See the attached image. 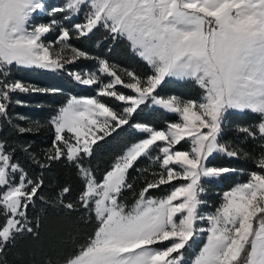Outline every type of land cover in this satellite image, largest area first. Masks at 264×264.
<instances>
[{"label":"snow or ice","instance_id":"obj_1","mask_svg":"<svg viewBox=\"0 0 264 264\" xmlns=\"http://www.w3.org/2000/svg\"><path fill=\"white\" fill-rule=\"evenodd\" d=\"M45 9H50L47 22H38ZM81 15L82 22L73 23ZM99 28L112 40L125 39L149 71L120 74L107 60H98L94 71L68 72L80 85L96 86V96H73L51 118L55 136L44 154L47 163L30 147L23 148L29 155L21 161L17 141L31 128L14 123L24 118L10 116L11 97L45 90L14 80L12 69L65 71L89 58L71 43L73 33L80 38ZM53 31L56 38L49 42ZM169 78L193 81L202 96H158ZM104 97L123 106L117 110ZM149 101L178 119L163 129L137 123L142 138L98 179L85 163L93 146L129 125ZM230 110L258 114L257 125L238 131L264 141V0H64L58 7L45 0H0V257L18 237L35 234L29 210L44 179L30 175L28 162L45 169L64 159L76 169L81 188L65 203L72 190L63 187L60 206L69 213H90L96 226L62 264H182L184 251L202 234L206 241L192 264H264V144L251 157L258 170L224 192L214 212L201 213L203 182L234 171L210 166L214 154L248 155L222 142ZM9 127L13 135L4 134ZM153 152L158 171L129 206L122 201L123 191L133 188L129 172ZM161 186L171 191L153 197L151 190Z\"/></svg>","mask_w":264,"mask_h":264},{"label":"trees","instance_id":"obj_2","mask_svg":"<svg viewBox=\"0 0 264 264\" xmlns=\"http://www.w3.org/2000/svg\"><path fill=\"white\" fill-rule=\"evenodd\" d=\"M63 0H51L47 4H61ZM60 18V17H58ZM81 17L74 19L79 20ZM38 22H47V13ZM50 33L47 40L53 39ZM71 43L88 54L87 59H80L70 65L65 71L51 72L40 69L13 68L12 78L27 85L45 90L37 93L17 92L11 97L9 114L12 117H23V120H14L21 127L31 128V131L17 141L21 145L18 157L24 161L28 153L24 147H30V153L43 163H47L44 154L52 147L55 133L50 124L51 117L57 113L59 107L71 95H93L96 86H83L74 81L68 72L73 70L95 69L99 58L107 60L120 71L133 70L138 74L149 71L148 66L136 56L125 39L112 40L108 33L99 28L91 34L77 38L73 33ZM121 91H127L121 89ZM202 90L191 80L167 79L158 89L157 95H174L180 99H198ZM104 102L119 110L123 105L108 98ZM178 116L161 109L159 106H142L134 115L129 125L106 135L93 146L92 155L86 158V166L94 170L97 178L110 167L115 157L131 142L141 138V134L134 127V122H141L154 128H165L169 122L176 121ZM260 117L251 111L240 112L230 110L223 122L222 142L231 143L242 149L248 155L230 158L224 154H214L210 159V166L229 167L234 171L223 174L214 180L203 182L205 189L202 200L204 205L201 211L212 212L221 201V192L237 182L246 180L249 173L258 170L253 158L258 156L264 141L246 138L238 131L242 127H253L258 124ZM3 127V124H0ZM13 135L11 127L4 133ZM188 144L183 148L187 149ZM156 152L148 157L140 158L135 167L130 170L128 182L133 185L132 190H124L122 201L131 206L136 194L144 186L146 180L153 179L152 174L158 171L154 163ZM30 175L43 176L44 185L39 191L35 203L29 210V219L33 220L35 234L18 237L8 248L7 253L0 257L4 264H62L63 257L78 249L87 237L94 232L96 221L90 213L77 210L69 213L60 206V192L65 186L71 188V194L64 198V202L74 200L81 188V181L76 169L68 161L61 159L51 162L49 167L41 169L38 165L27 164ZM171 190V186H161L158 190H151L153 197H161ZM42 197V199H41ZM3 218L0 217V220ZM202 241L200 236L187 247L183 254V264L193 255Z\"/></svg>","mask_w":264,"mask_h":264},{"label":"rangeland","instance_id":"obj_3","mask_svg":"<svg viewBox=\"0 0 264 264\" xmlns=\"http://www.w3.org/2000/svg\"><path fill=\"white\" fill-rule=\"evenodd\" d=\"M49 1H51V0H45V2H46V4L49 2ZM64 3V0L62 1V3L61 4H54V6H52V7H58V6H61L62 4ZM48 11H50V9H45L44 10V13H47ZM81 18L79 19V20H75V21H73V23H79V22H82V20H83V16L81 15L80 16ZM56 19H61V18H58V17H55ZM53 34H54V37H53V39L51 40V39H49V40H47V41H49V42H51V41H54L55 40V38H56V35H57V33H56V31H53L52 32ZM74 46V45H73ZM77 48V47H76ZM98 60H104V59H102V58H99ZM98 63V62H97ZM112 65V64H111ZM97 67H98V64H97ZM96 67V68H97ZM95 68V69H96ZM95 69H84L83 71H94ZM73 71H78V70H73ZM123 72H124V70H122V71H120V74H123ZM105 79H107V78H105ZM97 91H98V89H97V87H95V94H93V95H74V94H71L68 98H67V100L59 107V109L60 108H62L63 106H65L66 104H67V102H68V100L71 98V97H73V96H75V97H77V98H89V97H94V96H96V94H97ZM158 96H160V97H164V98H167V97H171V96H174V95H165V96H162V95H158ZM202 96V92H201V94H200V97ZM149 104L150 105H152V103H151V101H149ZM59 109H58V111H59ZM57 111V112H58ZM57 114V113H56ZM56 114H54L52 117H54ZM51 117V118H52ZM172 122H174V121H172ZM260 122V121H259ZM258 122V123H259ZM137 123H141V122H134L133 123V125H134V127H135V125L137 124ZM170 123V122H169ZM142 124H144V123H142ZM136 128V127H135ZM156 129H163V128H156ZM142 138V137H141ZM141 138H139V139H141ZM139 139H136L135 141H133V142H131V143H129L124 149H123V151L119 154V155H117L116 157H115V159L118 157V156H121L126 150H127V148H129L131 145H133L134 143H136ZM189 147V146H188ZM114 159V160H115ZM114 162V161H113ZM112 162V163H113ZM112 163H111V165H112ZM110 165V166H111ZM105 173V172H104ZM103 173V174H104ZM103 176V175H102ZM102 178V177H101ZM249 178V177H248ZM248 178L246 179V180H244V181H241V182H237V183H235L234 185H232L230 188H228V189H226V190H224V191H222L221 192V201H220V203H219V205L217 206V207H219L220 205H221V203L223 202V193L224 192H226V191H229L232 187H234L235 185H237V184H240V183H244V182H246L247 180H248ZM171 191V190H170ZM169 191V192H170ZM166 195V194H165ZM165 195H163V196H165ZM163 196H161V197H163ZM161 197H155V198H161ZM135 202V201H134ZM133 202V203H134ZM132 203V204H133ZM216 207V208H217ZM215 208V209H216ZM215 209L212 211V212H214L215 211ZM201 213L202 214H206V213H211V212H206V211H201ZM199 227H207V225L206 224H201V225H199ZM201 237H202V241H201V243L199 244V246H198V248L195 250V252L193 253V255L188 259V262L187 263H185V264H192V261L195 259V257L199 254V251H200V249L203 247V244H204V242L206 241V234H202L201 235ZM191 245V244H190ZM190 247V246H189ZM182 264H183V261H182Z\"/></svg>","mask_w":264,"mask_h":264}]
</instances>
